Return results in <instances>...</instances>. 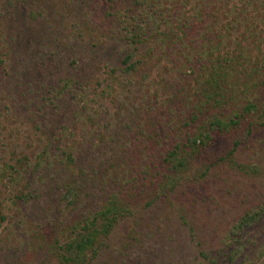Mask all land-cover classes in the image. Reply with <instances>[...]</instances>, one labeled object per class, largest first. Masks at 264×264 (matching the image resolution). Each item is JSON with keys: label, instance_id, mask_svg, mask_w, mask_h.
<instances>
[{"label": "trees", "instance_id": "obj_1", "mask_svg": "<svg viewBox=\"0 0 264 264\" xmlns=\"http://www.w3.org/2000/svg\"><path fill=\"white\" fill-rule=\"evenodd\" d=\"M38 1L31 0L37 13L30 11L33 14L26 17V23L23 20L26 35L37 30L40 33V28L49 29L52 24L45 20L50 18L49 7H40ZM107 3L108 10L98 18L106 22L104 31L109 35L91 21L82 28L66 27L69 32L65 38L61 37L59 29L45 30L40 40L31 41L35 44L34 49L30 47L33 62L21 66L20 78L12 81L15 94L6 89L0 94V128L4 134L0 135V238L3 234L6 236L1 245L3 250L21 249L15 243L21 238L18 230L6 231L16 216L19 218L16 226L22 221L19 213L22 204L32 201L36 204L46 193H57V202L51 199L43 202L46 206L52 202L57 208H61L63 202L64 209H60V213L65 218L64 210L68 206L76 207L85 193L88 195L83 183L87 171L81 161L86 158L87 151H91L89 146L99 147L106 137H95V143L89 141L88 145L89 139L83 136L82 130L70 122L71 115L82 120L86 118V123H94L98 128L99 123L93 119L99 115L100 96L112 99L120 85L135 84L131 81L133 77L148 80L154 70L166 75L172 72V79L184 81L181 77L187 76L191 90L197 92V97L191 98V121L203 117L202 124L185 145H177L164 159L172 168L171 174H164L168 177L164 184L167 189L177 185L175 178L182 179L177 177L178 172L184 173L192 160L208 150L214 142V134L236 130L260 109L261 97L256 101L253 94L264 86V0H107ZM0 26V41L3 42L4 30L8 27ZM98 33V45L92 44L98 54L78 52L83 35L92 40ZM52 44L58 49L49 58L45 48L49 45L54 48ZM9 53L7 46L0 47V72H6V66L12 62L16 64ZM85 58L94 65L97 59L107 62L98 70L102 79L95 70H91L92 74L88 72ZM11 70L14 74L16 65ZM103 82H107V86L99 91ZM162 83V92L156 93L154 99L144 100L148 107L169 102L165 94L177 95L178 90H173L176 88L174 82L167 86L165 76H160L159 86ZM140 84V88L145 86ZM110 138L113 141V137ZM184 148H191V152H185ZM108 160L106 158V172L128 164L124 158ZM148 169L151 171L152 167ZM104 176H111V187L115 179H119L116 171ZM133 184L126 181L125 186L133 187ZM118 188L107 195L102 208L82 218L78 215L80 219L69 226L70 233H66L65 239L58 235L54 238L53 248L58 245V251H73L71 256L63 253L66 262L86 264L92 258L87 251H92L93 257L100 251L97 237L110 234L126 217L129 212L123 200L126 192L123 187ZM44 211L46 208H42L41 214ZM67 219L66 216V221H62L67 223ZM262 219L264 206L257 212L246 213L237 228H251ZM32 231L41 233V228L31 229L30 233ZM233 254L236 253L230 254L231 260H234Z\"/></svg>", "mask_w": 264, "mask_h": 264}, {"label": "rangeland", "instance_id": "obj_2", "mask_svg": "<svg viewBox=\"0 0 264 264\" xmlns=\"http://www.w3.org/2000/svg\"><path fill=\"white\" fill-rule=\"evenodd\" d=\"M38 2L40 7H49L50 18L45 20L52 24L47 27L59 29L62 38L69 32L66 27L72 28L74 25L82 28L89 21L101 32H106V22L99 21L98 17L108 10L107 0ZM30 11L37 13L31 0H0V25L8 27V30H4L6 36L3 42L0 41V47L7 46L10 52L8 56L16 60V64H6L10 65L6 66L8 72H0V94L5 89L15 94L12 81L20 78V67H26L34 59L30 47L34 49V43L44 36L45 30H49L40 28V33L37 30L26 35L22 23L23 20L26 23V17L33 14ZM33 24H36V20ZM105 34L109 35V32ZM82 38L85 42L80 39L78 52L96 54L98 51L94 47L99 43L100 33L92 40L85 35ZM53 46L45 48L49 58L58 49ZM113 54L116 56L114 50ZM110 55L107 53L108 57ZM83 60L88 72L95 70L103 78L98 70L101 65H107L105 60L97 59L95 65L87 58ZM14 65L16 70L13 74L11 69ZM160 76H165L167 86L174 82L176 88L173 90H178V93L173 97L172 92L165 94L169 102L167 100L161 106L153 104L148 107L144 100L154 99L156 93L164 90L163 83L161 86L158 84ZM171 77L172 72L166 75L154 70L149 78L151 83L149 79L133 77L131 81L134 80L136 85L125 82L117 88L112 99L100 96L99 115L93 119L99 123L98 128L93 126L94 123H86V118L82 120L71 115L70 122L82 130L83 136L89 139L86 142L88 145L89 141L95 143V137H106L103 141L100 139L99 147L95 144L89 146L91 151L88 150L86 158L81 161L87 171L83 183L88 195L85 193L76 207L68 206L64 210L67 223L62 221H66V216L63 218L60 213V209H64L63 202L60 203L61 208L53 206L52 202L47 208L43 202L47 199L57 202V193H46L36 204L33 201L22 204L19 212L22 221L16 226L15 222L19 220L16 216L6 231L11 233L18 230L21 238L18 237L15 243L21 249L3 250L1 245L5 243L6 236L1 235L0 264H76L63 259V253L71 256L73 251L67 253L58 251V245L52 247L54 238L58 235L65 239L66 233H70L69 226L80 219L78 215L82 218L102 208L107 195L118 191V187H123L122 190L126 192L123 200L129 206V212L110 234L97 237L100 251L94 257L92 251H87L92 258L86 264H264V219L251 228H237L246 213L257 212L264 206V86L253 94L256 101L261 97L260 109L236 130L214 134V142L208 150L192 160L184 173L178 172L177 177L182 179L179 181L175 178L177 185L167 189L164 184L168 177L165 178L164 174H171L172 168L164 159L177 145L186 143L198 132L203 119L198 117L195 123L191 121V98H196L197 92L191 90V82L186 80L188 77L183 75L181 78L184 81ZM140 83L145 86L140 88ZM106 86L107 82H103L99 91ZM1 131L0 128V135H4ZM110 137H113V141ZM184 149L187 153L191 152V148ZM232 151H235L234 154H231ZM106 158H124L128 161V164L107 171L119 174L112 187L111 176H104L108 166L105 164ZM147 165L152 167L151 171ZM126 181L133 182V187L125 186ZM42 208H46L43 214ZM37 228H41V233H30L31 229ZM8 242L10 245L11 242ZM232 253H236L233 254L234 260L230 257Z\"/></svg>", "mask_w": 264, "mask_h": 264}]
</instances>
